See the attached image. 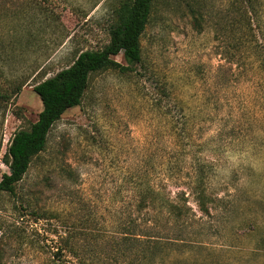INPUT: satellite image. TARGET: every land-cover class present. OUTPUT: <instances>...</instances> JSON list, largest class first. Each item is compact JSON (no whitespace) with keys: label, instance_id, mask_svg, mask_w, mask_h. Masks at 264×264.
Returning a JSON list of instances; mask_svg holds the SVG:
<instances>
[{"label":"rangeland","instance_id":"1","mask_svg":"<svg viewBox=\"0 0 264 264\" xmlns=\"http://www.w3.org/2000/svg\"><path fill=\"white\" fill-rule=\"evenodd\" d=\"M119 1L0 0V84H24L5 111L0 180L11 138L43 108L33 86L106 45ZM141 45L130 72L92 76L15 192L0 193V264H46L67 224L153 222V197L139 211L151 189L184 192L195 214L165 264H264V0H160ZM195 166L211 216L184 182Z\"/></svg>","mask_w":264,"mask_h":264},{"label":"trees","instance_id":"2","mask_svg":"<svg viewBox=\"0 0 264 264\" xmlns=\"http://www.w3.org/2000/svg\"><path fill=\"white\" fill-rule=\"evenodd\" d=\"M158 1L120 0L114 9L110 40L106 45L79 52L70 66L33 86L43 108L29 128L16 131L11 138L2 157L9 172L0 180V193L15 192L16 184L23 179L33 159L46 148L53 125L68 109L82 102L95 73L109 69L130 72L142 63L141 38ZM119 54L127 64L115 59ZM5 83L0 84V110L3 111L0 147L5 111L9 103H16L15 98L24 86L23 83ZM192 171L184 182L194 195L199 211L211 216L208 203L212 199L207 193L205 170L195 166ZM153 192L154 195H146L139 203L141 212L147 208L149 197L156 200L158 211L151 218L153 222L145 219L146 225H139L136 218H129L117 229L105 233L89 229L87 220L76 228L70 226L72 223L67 224L68 229L63 234L57 231L59 243L46 264H165L161 254L171 258L175 245L188 240L194 224L191 215L195 214L184 192L173 197L169 192L147 191L148 194Z\"/></svg>","mask_w":264,"mask_h":264}]
</instances>
